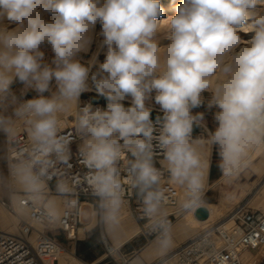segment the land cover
Returning <instances> with one entry per match:
<instances>
[{"label":"clouds","instance_id":"9594fccd","mask_svg":"<svg viewBox=\"0 0 264 264\" xmlns=\"http://www.w3.org/2000/svg\"><path fill=\"white\" fill-rule=\"evenodd\" d=\"M163 12L161 0H0V22L16 25L0 24V133L9 173L30 198L49 203L55 180L56 196L75 207L83 189L96 198L101 222L115 228L131 190L166 243L157 218L169 185L183 189L186 209L205 186L203 137L192 136L194 125L206 129L204 114L192 113L204 104L202 93H211L208 108L219 109L206 139L223 176L236 174L249 151L264 144V0H183L176 15L158 21ZM97 22L107 52L90 78L96 57L85 66L78 54L89 50ZM169 31L171 42L160 46L158 36ZM240 32L255 35L242 40ZM45 43L55 54L51 64L40 50ZM90 79L108 104L71 113L80 164L88 170L81 178L71 175L72 133L64 134L61 118L92 90ZM16 81L24 85L19 96L11 89ZM29 89L37 98L23 100ZM153 92L163 111L157 136L147 103ZM49 206L56 211L54 202Z\"/></svg>","mask_w":264,"mask_h":264},{"label":"built area","instance_id":"2783aa9c","mask_svg":"<svg viewBox=\"0 0 264 264\" xmlns=\"http://www.w3.org/2000/svg\"><path fill=\"white\" fill-rule=\"evenodd\" d=\"M79 105L76 109L91 104L93 108L106 109L108 100H95L89 96L81 94ZM124 106L130 107V101H122ZM158 115H150V119L156 126L157 131L154 136L159 134L160 125L157 124V117H163V111L160 108H153ZM72 125L61 127L64 134L72 133ZM202 134L197 132L194 125L192 136L200 137ZM23 139V137H21ZM122 142V141H121ZM79 138L72 133V143L70 144L72 165L71 175L84 177L88 171L80 164L78 156ZM158 141L153 140V145ZM157 153L155 166L160 168V159L163 158L161 150L155 148ZM16 155L11 153V157ZM8 158L10 153L8 149ZM62 167V165H61ZM55 180L50 182V190L47 200L56 195ZM183 190V189H182ZM180 189L175 185H169L168 195L165 198L162 207H173L172 213L160 214L157 218L162 224L167 234L173 221L181 214ZM208 190H203V198ZM19 197L15 203L8 207L10 212L26 213V217H21L18 225L17 234H7L0 231V264H47L48 261H55L60 252L66 251L65 247L59 242L55 233H63L67 239L74 240L78 238L79 230L85 228L82 220V205L90 204L93 208L97 207L96 198L85 190H80L78 194V203L75 207H69L67 204L60 215H55L46 207V203L30 198L24 191H19ZM125 203L132 206V213L140 223V231L144 237L151 239L162 238L161 230H154V222L144 217L135 194L129 190L125 198ZM199 204L193 206V210ZM87 230V229H85ZM84 230V231H85ZM89 230V229H88ZM103 246L105 249V258L107 262H116L117 264H130L131 258L121 252L120 246L112 244L103 229L101 230ZM249 252L254 259L251 261L244 257V253ZM172 257L175 264H264V212L242 207L234 211L230 221L213 227L211 231L200 233L196 237L187 240L179 247L174 249Z\"/></svg>","mask_w":264,"mask_h":264},{"label":"rangeland","instance_id":"374dc122","mask_svg":"<svg viewBox=\"0 0 264 264\" xmlns=\"http://www.w3.org/2000/svg\"><path fill=\"white\" fill-rule=\"evenodd\" d=\"M47 18L51 19L52 17L49 16ZM103 41H104V37L102 35V25L99 22H97L94 29H92V43L89 47V50L86 53L81 52L78 54V59L85 66H88V62L92 60L93 56L96 57L97 63L91 67V70L89 73L90 78H91V75L97 71L98 65L100 63H103L106 59L107 46L104 45ZM40 50L44 53V61L46 63L51 64L52 60L55 57V54L52 51L51 45L48 43H45L41 45ZM89 83L91 85L92 90L84 92L83 96L86 95L95 100L106 99L104 96L98 94L95 91V86L94 84H91V79L89 80ZM23 87L24 85L20 83L19 81H16L11 85L12 91L15 92L18 96L20 95V92L23 89ZM52 88L53 90H55L54 80L52 81ZM44 95L49 96L50 93L45 92ZM202 95L205 101L204 104H202L200 107L193 108L192 113L193 114H196V113L204 114V124L206 125V129L203 126H196V127H197V132L203 135L204 140H207L206 138L209 135V133L214 132L216 127L218 126L217 122L214 119V115L219 109L215 106H213L212 108H208L207 101L211 99V93L205 91L202 93ZM37 96H38V93L35 90L29 89L23 95L22 99L28 100V99L37 98ZM154 96H155V92L152 93V99L148 101L147 103L152 106V109L160 108V106L156 104ZM126 99L130 101V105H131V98L128 97ZM158 114L159 113L155 112L154 110H152L150 113V115L152 116H155ZM61 120L64 121L63 118ZM72 124L73 122L72 123L64 122V123H61V127H65L66 125H72ZM8 160H9L8 146L6 144V138L3 133H0V208H3L5 210L4 213L7 214L9 217L15 218L14 217L15 213L10 212L8 207L12 202L15 203L17 201V200L15 201L13 194H17L20 192L16 191L13 185L12 177L9 173ZM218 163H219L218 151L215 147H212L211 162H210V168H209V178H208V181L211 184L218 181L222 176L219 168L217 167ZM203 190H206V189L204 188ZM207 190L208 191L206 192L205 196L201 198L200 201L197 202L196 204H203V203L221 204L222 201H225L226 203H228V205L230 204V206H235L234 207L235 211H237L238 209L242 207H246L252 210H260V211L263 210L262 208L259 207V204L262 200H264V175L259 177V174L251 167H247L244 171H240L239 174L234 179L219 181L216 184L212 185L210 188H207ZM241 193H243V197L241 198V201L237 203L236 205L235 203L233 204L235 195L241 194ZM180 197H181L180 198V206H181V201L184 198V195L182 196L180 194ZM225 197L227 198L225 199ZM132 206H133L132 203H131V206L124 205L122 207L124 214H121L120 218L125 216L126 218H129L131 222H133L134 224H137L134 220L136 216L133 215L131 211ZM165 208L166 207H162L161 211L165 210ZM92 209L96 211V223L91 228H89L91 229V231L89 234L85 236L86 237L85 241H79L76 239L74 240L67 239L63 233H60L59 235H57V238L59 242L66 248L65 252H68L69 254H71L77 261H80L84 264H102L103 262H107L108 259L105 258V249L103 246L101 230L103 229L104 234L106 235V237L112 244L116 246L117 244L111 238L108 227L101 222L100 217L98 215V209L96 206L95 208H93L90 204L84 203L82 205V210H84V217L88 218L91 214ZM181 209H182L181 214L173 221V223L170 226L169 233L167 234V238L174 224H176L177 222L183 221L184 216L190 210H192L193 207L186 209L181 206ZM60 214L61 212L57 215H60ZM232 214L233 213H231L229 216L231 217ZM229 216L223 219L222 220L223 222L221 221L217 225L227 222L230 219ZM212 229L213 227L209 228L208 230L211 231ZM84 230H85L84 228L80 229V237L84 236L83 235ZM195 231L196 232L198 231L199 233H201L207 230L204 231L203 229H201V226L196 227L194 231H191L188 234L181 236V238H178L176 242H173V244L169 246L167 251L163 253L161 256L158 255V257L156 256L155 258L153 257L154 259L149 264H160L161 262L171 258L173 255L174 249L177 248L179 245L183 244L184 242H186L187 240H189ZM152 241L162 242V238L151 239V241L149 242L151 243ZM73 244H76L77 247L79 246L81 248V252L84 251L83 255L89 261H85L84 259H82V257L78 256L77 252L73 253V251L69 249ZM134 257H132L131 259H133ZM172 262L173 263L171 264H175V260H172ZM107 264H117V263L112 261V262H108Z\"/></svg>","mask_w":264,"mask_h":264},{"label":"bare ground","instance_id":"6f19581e","mask_svg":"<svg viewBox=\"0 0 264 264\" xmlns=\"http://www.w3.org/2000/svg\"><path fill=\"white\" fill-rule=\"evenodd\" d=\"M182 2L183 0H161L164 12H163V15L157 18L158 21H163L171 16L176 15L178 11V6ZM0 24L8 27L9 30H11L12 28L16 26L14 24H11L7 19H4L2 22H0ZM170 35H171V32L169 31L167 35L160 34L158 36L160 46H166L167 44L171 42V40L169 39ZM239 35L241 36L242 40H250L255 35V33L254 32H249V33L240 32ZM76 104L77 102L75 101L71 102L67 113L64 116H62V118L64 119V121L62 120V123L64 122L72 123L73 122L71 113L75 112ZM200 137H203V135H201ZM200 144H201L200 150L205 160V186H204L205 189L210 188L212 185L216 184L219 181L234 179L239 174L240 171H244L247 167L253 168L259 174V177H261L264 174V144H261V145L254 147L253 149L249 151L246 161L244 163V166L240 168L236 174L232 176L222 175L218 181L211 184L208 181V178H209V168H210V162H211L212 146L211 144L207 142V140H204L203 138L201 139ZM12 182H13V185L16 191H23L20 188V186L15 183L13 178H12ZM179 189L182 191V192L180 191V194L183 196L184 195L183 190L180 187ZM13 197L15 198V201H16L19 197V193L13 194ZM242 197H243V193L236 194L233 200V204L235 203L236 205L237 203H239ZM226 198L227 197H225V199ZM48 202L49 203L46 204V207L50 209V211L52 210L49 205L52 202L55 203L56 211L55 212L52 211V212L55 213L56 215L62 212V210L64 209V206H66V203L61 198L57 197L56 195L50 197L48 199ZM203 204L209 209V217L206 220L201 221V220L196 219L194 216V210L193 209L190 210L184 216L183 221H180L174 224L172 228V232H170L166 243H162L159 241H152L150 245L147 247V250L141 256H135L133 259H131L130 264H146L153 257L162 255L163 253H165L168 247L173 244L172 242L173 234H176L178 236H184L185 234H188L189 232L194 231V229L198 226H201V229L205 231L219 224L223 219L227 218L231 213L235 211L234 210L235 206H230V204L228 205V203H226L225 201H222L221 204H215V203H203ZM124 205L128 206L127 203H125ZM259 207L262 208L263 210L261 211L264 212V200L260 202ZM4 211L5 210L3 208H0V231L7 233V234H17L19 221L21 217L23 216L26 217V213L19 211L18 214L14 215L15 218H12V217H9L7 214H5ZM83 211L84 210H82V218H83ZM173 211H174L173 207H166L165 210L161 211V213L163 212L162 214H167V213H172ZM228 221H230V219ZM95 223H96V211L93 210V217L89 222L85 223L86 224L85 229L91 228ZM108 229L111 235L119 234V233L121 234L120 240H115L117 247L140 231L139 225L134 224L133 222H131L129 218H126L125 216L120 218V222L117 227L115 228L108 227ZM79 233H80V230H79ZM199 234L200 233L198 231L197 232L195 231L193 235L190 237V239L196 237ZM244 257L249 261L250 260L252 261L254 259L253 255L249 252H245ZM172 260H174L173 257L161 262L160 264H171L173 263ZM47 264H84V263L77 261L68 252L62 251L59 253L57 260L48 261Z\"/></svg>","mask_w":264,"mask_h":264},{"label":"crops","instance_id":"0c3cea01","mask_svg":"<svg viewBox=\"0 0 264 264\" xmlns=\"http://www.w3.org/2000/svg\"><path fill=\"white\" fill-rule=\"evenodd\" d=\"M264 175V174H263ZM88 209V208H87ZM85 210V209H84ZM123 209H121L120 215L123 214ZM93 217V210H91V214L88 218L84 217V211H83V218L82 220L84 221V223L89 222ZM135 222L139 225L140 227V223L139 221L134 218ZM95 228V227H94ZM173 228V227H172ZM85 229V228H84ZM91 231V229H87L84 231V236L80 237V233L78 235V238L76 240L79 241H85L86 240V235L89 234ZM172 232V230H171ZM60 232L55 233L56 237L57 235H59ZM110 234V233H109ZM111 238L115 241V240H120L121 238V234H110ZM178 238H181V236H178L176 234H173L172 236V242H176ZM80 244V243H79ZM150 245V242L148 241V239L146 237H144L142 234L140 233H136L135 235H133L132 237H130L129 239H127L125 242H123L120 245V250L121 252L127 254L130 258L134 257V256H141L146 250L147 247ZM66 249V248H65ZM71 251H73V253L77 252L79 257H82V259H84L85 261H89L87 258H85L84 251L81 252V248L78 246H76V244H73L70 248ZM161 256V255H159ZM158 257V256H156ZM155 258V257H154ZM152 258L149 262H147L146 264L151 263V261L154 259ZM108 262H103L102 264H107Z\"/></svg>","mask_w":264,"mask_h":264},{"label":"water","instance_id":"95a60500","mask_svg":"<svg viewBox=\"0 0 264 264\" xmlns=\"http://www.w3.org/2000/svg\"><path fill=\"white\" fill-rule=\"evenodd\" d=\"M194 216L198 220H206L209 217V209L204 204H199L194 209Z\"/></svg>","mask_w":264,"mask_h":264}]
</instances>
